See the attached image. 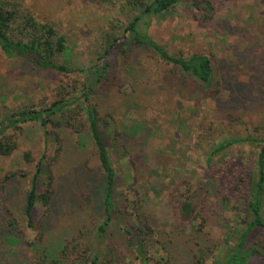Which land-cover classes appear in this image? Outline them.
<instances>
[{"label": "rangeland", "instance_id": "1", "mask_svg": "<svg viewBox=\"0 0 264 264\" xmlns=\"http://www.w3.org/2000/svg\"><path fill=\"white\" fill-rule=\"evenodd\" d=\"M2 1L22 13L29 12L38 21L53 24L64 34L68 52L57 62L74 70L65 73L34 68L7 57L0 48V119L21 108L44 109L61 96L73 101L89 67L101 62L106 37L123 34L132 17L124 6L126 0ZM214 1L215 20L210 23L195 20L182 4L153 20L150 27L153 38L170 53L210 55L212 85L202 86L150 50L127 47L113 60L105 83L93 96L99 128L116 172V198L130 211L144 210L157 223L156 240L148 252L151 264L163 263L167 253L158 240L168 235L177 239V244L193 247L204 261L201 264H221L245 229L242 199L226 192L222 185L218 195L231 200L216 203L210 185L217 180L226 184L227 178L213 181L209 170L235 157L248 166L261 147L246 141L217 150L222 142L235 137L264 136V95H260L264 93L253 82L255 72L264 76V0ZM210 87H217L219 93L212 96ZM69 107L70 111L64 109L53 117L62 119L65 114L81 111L83 120L76 128L50 124L46 132L39 123H25L15 134L17 149L9 156H0V196H4L0 217L5 224L15 218L24 241L19 244L0 237V264H22L15 262L18 255L29 256L32 263L38 259L35 252L41 248L37 251L29 244L37 230L28 227L24 206L36 164L43 155L54 176L51 208H46L40 196L36 211L38 221H51L47 234H54L55 239L47 241L64 246V255H72L77 243L87 242L104 264L134 262L131 253L123 250L126 236L118 227L119 221L107 227L104 237L98 236L103 222V168L82 104ZM133 121L145 124L149 132L135 135ZM118 132L123 133L121 137ZM55 133L62 137L61 150ZM27 151L33 156L31 164L25 159ZM6 175L10 176L5 182ZM6 183L8 188L3 192ZM47 187L43 182L40 192ZM187 197L198 214L206 206L210 218L201 213L192 222L177 225L174 204ZM248 264H264V258L251 257Z\"/></svg>", "mask_w": 264, "mask_h": 264}, {"label": "trees", "instance_id": "2", "mask_svg": "<svg viewBox=\"0 0 264 264\" xmlns=\"http://www.w3.org/2000/svg\"><path fill=\"white\" fill-rule=\"evenodd\" d=\"M182 4L192 17L199 22L210 23L215 20L216 3L214 0H126L124 6L128 9L127 11L132 13V17L128 19L123 34L108 35L106 37L101 62L94 63L89 67L84 76L81 89L73 101H68L67 97L61 96L44 109L21 108L0 119V156H9L19 145L18 137L15 134L22 129L23 124L28 122L39 123L46 132H48L50 124L76 128L75 125L83 120L81 111L74 115L66 116L65 114L62 119H55L53 116L63 112L64 109L70 111L71 107L69 106L72 104L78 102L82 104L81 109L83 108V112L88 117L89 132L103 168V222L98 226V236L104 237L107 227L113 224L115 220L119 221L117 223L118 227L124 231L126 236V247L124 246L123 250L131 253V258L134 259L133 264H151L152 256L148 255V252L156 240L155 232L157 231H155V226H157V223L144 210L137 208L130 211L127 206L121 205V200L116 198V172L108 146L99 128L98 109L92 101L95 89L105 83L113 60H116L118 53H125L127 47L150 50L160 60L178 67L185 76H190L202 86L212 85L214 66L210 55L198 52L188 56L183 53H170L150 33L153 20H160L170 14L173 8ZM21 11V9L10 7L8 3L0 0V48L4 54L9 58L27 62L34 68L53 69L65 73L73 72L74 69L66 63L57 62L60 56H65L68 52L66 36L60 33L53 24L38 21L29 12L22 13ZM253 79L255 80L253 82L259 85L258 91L264 93V76L260 72H255ZM209 90H211L212 96L219 93L217 87H210ZM107 116L111 117V114L108 113ZM104 123L109 122L105 120ZM131 128L134 134L138 136L146 135L149 132L145 124L137 121L132 122ZM117 134L121 137L123 133L118 132ZM54 136L57 143H59L58 150H61L63 148L62 137L60 138L58 133H55ZM246 141L261 144L260 150L257 151L248 166L239 162L238 158L235 157L230 162L225 164L223 162V165L210 167L209 170V177L213 181L218 177L230 179L229 181L225 180L226 184H220L217 180L213 182L214 185H210L211 189L210 186L208 187L209 192L216 197V203L231 200L228 197L218 195L219 192H222L221 186L223 185V187H226V192L233 193L237 199H242L243 206H240V210L245 213V229L240 234L234 248L223 256L221 264H248L251 257L264 258V136L235 137L222 142L217 150H225L233 144ZM45 157L47 156L43 155L36 164L30 188L26 192L24 206V215L28 227L37 230L35 240L29 244L31 246L33 244V248L37 251L40 247V253L35 252L38 258L35 263H32L29 256L24 255L23 258L20 257L22 255H18L15 262L22 264H44V262L47 264H104V261L100 259L99 252L87 242L84 244L77 243L73 248L72 255H64L62 254L64 246L57 247L53 241L51 243L47 241L55 239L54 234H47V230H50L51 227V221L45 219L38 221L36 216L39 197L42 196L43 203L48 209L51 208L54 195V176L52 170L46 167ZM25 159L29 164L33 163V156L30 151L25 153ZM230 168L234 169V172L228 173ZM9 176L4 177L5 182L9 180ZM43 176L46 177L44 181ZM43 182L49 185L46 191H43L44 193L40 192ZM7 184L3 185V192L8 188ZM3 203L4 196L2 198L0 196V205ZM174 208L178 216L176 219L177 225L190 223L197 219L201 213L205 214L208 219L210 218L206 206L205 210L203 209L199 214L195 212L190 197L175 203ZM22 235L23 232L18 228L15 218H9L7 224H5L0 217V237L13 243L23 244ZM166 237L168 238L158 240L167 253L162 264H201L204 262L193 247H188L183 243L177 244V239L171 237V235ZM190 240H192L191 237L184 241L188 243ZM193 240L197 242V245L201 244L199 240ZM109 260L114 261L112 258H109Z\"/></svg>", "mask_w": 264, "mask_h": 264}]
</instances>
